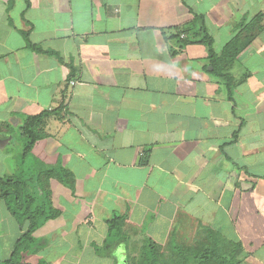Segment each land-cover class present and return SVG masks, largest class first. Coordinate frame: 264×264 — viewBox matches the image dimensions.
<instances>
[{"label": "crops", "instance_id": "1", "mask_svg": "<svg viewBox=\"0 0 264 264\" xmlns=\"http://www.w3.org/2000/svg\"><path fill=\"white\" fill-rule=\"evenodd\" d=\"M200 16L217 54L254 24L221 62L231 95L195 37ZM50 109L38 158L58 155L73 186L50 180L61 213L22 262L104 256L79 243L96 249L101 228L105 244L119 214L126 238L108 257L137 264L151 240L160 264L193 248L215 253L206 264H264V0H0V137ZM3 150L0 174L16 175L20 156L13 169ZM22 232L0 194V261Z\"/></svg>", "mask_w": 264, "mask_h": 264}, {"label": "trees", "instance_id": "2", "mask_svg": "<svg viewBox=\"0 0 264 264\" xmlns=\"http://www.w3.org/2000/svg\"><path fill=\"white\" fill-rule=\"evenodd\" d=\"M253 22L250 26L245 27L244 30L252 32L254 29ZM195 26L198 27V35L200 41L208 46L209 57L213 66V71L221 76L222 80L228 85L229 94H232V78L224 72L225 65L221 62H229L237 59L238 55L250 44L255 37V33L243 35L242 33L236 34L223 48L220 54L214 50V40L208 33L202 16L197 17ZM190 29L188 30H192ZM186 30V29H185ZM184 30V31H185ZM196 34V33H195ZM29 47L34 50H41L34 46L27 35ZM60 109L44 110L39 114L26 116L24 123L20 126V135L23 141L24 151L20 157V167L16 175L5 176L0 174V194L2 199L6 202L8 209L11 211L13 217L22 228V234L17 239L12 256L5 260L0 261V264H32L24 263L20 260L19 256L23 252L37 253L38 248L45 246V241L37 238L35 232L41 228L47 221L59 217L61 211L56 209L52 203V191L50 190L49 182L52 178L62 181L65 185L72 187L71 177L68 170L64 167L63 163L57 156H50L54 160L53 165H48L47 162L38 160L40 142L44 139L45 135L40 129L43 121ZM28 168H24L26 163ZM41 164V165H40ZM37 181L38 189L35 190L31 186L32 180ZM125 216L114 214L108 220V234L105 241L106 245L114 244L119 240L125 239L123 234V220ZM180 251L179 248L174 247ZM186 256V260L181 261L185 264H206L207 260L212 261L211 258L216 257L213 251H205L200 253L195 248L180 251ZM179 252V254H180ZM208 254V255H207ZM205 255V256H204ZM180 256V255H179ZM179 258V257H178ZM183 257H180V259ZM177 259V258H176ZM222 260L221 258H219ZM161 257L158 255L157 244L149 240L144 244L137 264H160ZM173 260L172 262H174ZM36 264H50L44 259H39ZM237 264V263H236Z\"/></svg>", "mask_w": 264, "mask_h": 264}, {"label": "rangeland", "instance_id": "3", "mask_svg": "<svg viewBox=\"0 0 264 264\" xmlns=\"http://www.w3.org/2000/svg\"><path fill=\"white\" fill-rule=\"evenodd\" d=\"M0 139H1V141H3L2 143H0V148L4 149L3 153L5 152V150H7L9 152H12L13 169H17V165L15 163V159H16L17 156L21 157V155H22V153L24 151L23 141H22L19 129H17L14 132L13 135H7V136L3 135L2 137H0ZM6 142L7 143L10 142V144L5 147ZM38 160L41 163L39 158H38ZM27 164H29V163L27 162L24 168H28L29 165H27ZM31 186L35 190H37L39 188L38 185H37V181L35 179L31 181ZM69 230H71V229H69ZM101 230L102 229L100 228L98 230V234H97L99 240L95 241V243L97 245L96 249H94V247H92L90 245V243L89 244L86 243V245H84V244L80 245L82 242L79 243V246H80L79 248L81 250H83V251L86 248L92 249V251L93 250H97V251H99V253H103L104 256H100V255H97V254L93 255V257H90L89 255H86V256L83 255L81 258L80 257L76 258V264H112L113 261H115L116 264H136V262H134V261H136V258H134L132 256L119 257V258L114 257L113 258L110 255V257H108L106 253L109 254L110 251H113L112 253H115L114 249L117 247L118 244H114V245H106V244H104V242H103L104 237H102V235H101L102 234ZM76 232H78V233L79 232H83V230L80 227H78L76 229ZM62 234H63V232H62ZM103 235H104V233H103ZM41 239H43V238H41ZM66 239H67V241H64V240L60 239L58 242L53 243V246H54L53 247V251L56 250V249H59V246H61L62 248L66 247L69 244L68 238H66ZM76 246H78V243H77ZM40 248H42V247H40ZM40 248H38V249H40ZM83 251H81V252H83ZM131 254L133 255L134 253L131 252ZM209 254H210V252H209ZM179 255H181V257H183V259L182 258L180 259V257L177 258V259H173V260L177 261L176 263H173V264H180V260L181 261H183V260L185 261L186 260V256L184 254L180 253ZM30 259H32V261H34V262H37L38 258H37V256H32ZM164 259L165 258H161V261L162 262L165 261ZM60 260H61V262H64L65 264H73L74 263L73 255H68V256L62 257V258H60ZM49 261H50V258H49Z\"/></svg>", "mask_w": 264, "mask_h": 264}, {"label": "built area", "instance_id": "4", "mask_svg": "<svg viewBox=\"0 0 264 264\" xmlns=\"http://www.w3.org/2000/svg\"><path fill=\"white\" fill-rule=\"evenodd\" d=\"M75 83V81H72V84H74Z\"/></svg>", "mask_w": 264, "mask_h": 264}]
</instances>
